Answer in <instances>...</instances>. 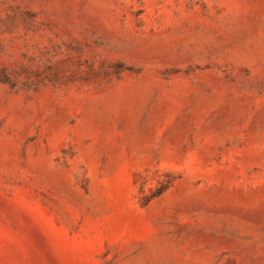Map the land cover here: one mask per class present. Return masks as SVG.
I'll use <instances>...</instances> for the list:
<instances>
[{"label": "rangeland", "instance_id": "1", "mask_svg": "<svg viewBox=\"0 0 264 264\" xmlns=\"http://www.w3.org/2000/svg\"><path fill=\"white\" fill-rule=\"evenodd\" d=\"M0 264H264V0H0Z\"/></svg>", "mask_w": 264, "mask_h": 264}, {"label": "trees", "instance_id": "2", "mask_svg": "<svg viewBox=\"0 0 264 264\" xmlns=\"http://www.w3.org/2000/svg\"><path fill=\"white\" fill-rule=\"evenodd\" d=\"M164 190H165V188L160 189V190L154 195V197H157V196L161 195V194L164 192Z\"/></svg>", "mask_w": 264, "mask_h": 264}]
</instances>
